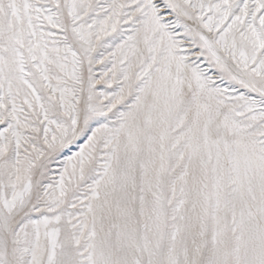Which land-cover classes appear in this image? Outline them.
I'll use <instances>...</instances> for the list:
<instances>
[{"label":"snow or ice","instance_id":"obj_1","mask_svg":"<svg viewBox=\"0 0 264 264\" xmlns=\"http://www.w3.org/2000/svg\"><path fill=\"white\" fill-rule=\"evenodd\" d=\"M0 264H264V0H0Z\"/></svg>","mask_w":264,"mask_h":264}]
</instances>
